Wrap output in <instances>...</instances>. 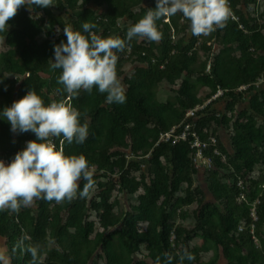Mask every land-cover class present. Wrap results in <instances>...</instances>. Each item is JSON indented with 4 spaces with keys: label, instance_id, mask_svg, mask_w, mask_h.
Masks as SVG:
<instances>
[{
    "label": "trees",
    "instance_id": "trees-1",
    "mask_svg": "<svg viewBox=\"0 0 264 264\" xmlns=\"http://www.w3.org/2000/svg\"><path fill=\"white\" fill-rule=\"evenodd\" d=\"M60 1L70 10L77 11L78 0ZM95 1L99 6H106L105 12L95 16L92 11L84 10L77 15L73 22V30L80 31L87 36L82 28L83 23H95L97 27L93 31L98 35L104 38L118 36L125 39L127 31L118 27L117 16L136 7L140 0ZM150 1L149 9H154L152 6L156 5V0ZM88 2L89 0H84V3ZM243 2L247 9L253 8L255 10L257 7V0H243ZM228 3L233 10V0H228ZM42 10L43 8L33 5L36 17H31L25 6H22L18 9L16 16L9 21V27H12L13 30L0 32V38L5 39L9 48L0 57L1 70L16 77H25L20 82L16 101L23 98L32 88L37 95L42 96L41 99L45 106L49 104V94L55 93L58 95L55 101L65 99L82 113L80 123H88V137L83 144L65 142L64 152L66 156L83 154L90 165L102 169L107 167L106 164L109 162L108 151L114 146L130 147L134 155H137L140 150H144L146 153L143 155L150 154V162L158 169L160 173L158 178L161 179L163 173L166 175V170H164L160 158L163 152H167L171 178L169 185H162L161 181H151L146 196L141 197L139 205L133 207V213L128 212L124 216L119 229L109 232L101 231L93 241L90 239L93 233L92 223L88 221L83 223L77 215L81 214L79 208L80 202L83 200L81 198H76L71 202L65 200L62 203H57L54 200H34L37 201V215L32 219V232L28 231V225L20 214L0 211V237L4 239L7 247L10 264H29L31 260L30 254H21L19 250L15 254L12 253L14 245L22 236L30 237V240L25 241V243L42 244L49 237L55 241L57 248H53L49 252L44 263H42L40 255L39 264H86L87 259L91 257L95 249L100 250L106 264H132L130 258L140 253L142 244L148 245L150 262L143 261L138 264H157L158 259L159 264H168L165 254H171V264H178L179 257L169 243L174 227L169 223V217L165 212L155 219V205L159 197L164 194L162 186H166L175 192L179 184L183 182L191 185V171L194 166L191 157L192 152L187 144L176 146L167 143L156 144L162 133L167 132L173 124L179 123L184 118L186 111L200 104V101L195 95L194 86L188 79L181 81V88L177 91V101L182 108L180 113H176L170 103L162 104L156 101L153 88L161 81H166L173 88L177 86L181 72L186 71L187 74H190L189 67L195 62V55L185 50L174 56L173 63L167 67V63L159 61L158 54L154 53L147 45L136 48L130 44V47L126 48L124 52L117 53L119 57L116 65L117 77L123 76L124 66L133 59L145 64L146 67H139L133 76L124 77L125 103H106L107 94L100 93L96 86H93L91 93L80 90L77 97L68 98L67 94L63 92V85L57 82L62 70L54 69V77L49 83L42 82L38 74L50 66V59H54V47L49 39L55 35V27H51L49 32L44 31L47 21L44 17L37 16ZM233 13L238 16L236 11ZM252 20L255 24L249 26L243 19L237 23L230 17L223 31L216 35V40L220 46L236 44L240 50V55L231 69L224 67L221 55L215 57L208 76L212 79L214 89L210 97L219 88L228 90L224 95L228 110L240 102L246 94L245 92L237 93L234 90L244 84L257 81L264 73V56L257 55V52H264V25L260 27L254 17ZM157 28L162 33L163 54L165 56L170 55L174 49L172 40L175 35L174 24L165 18L163 25L159 26L157 23ZM41 36H44L45 39L39 43L37 39ZM61 41L66 43L64 37L58 44ZM16 48L20 49L19 59L14 57ZM6 87L0 85V92L4 91L5 93ZM250 108L254 114L264 119V91L254 92L251 95ZM211 120L214 121L215 128L223 126L228 129L234 151V160L239 162V165L235 167L237 170L252 171L256 164L264 163V135L261 131H257L254 116L242 113L231 123L225 119L223 113L220 116L212 113L203 120V123ZM18 134L16 153L26 147V141L36 139V136L30 132H18ZM62 138V136L53 138L57 150L60 148ZM219 148L222 150L221 145ZM7 153L0 146V160L9 164L11 162L10 157L13 159L16 153L13 157ZM213 158L215 171L208 178V183L214 199L225 208V214L221 217L222 231H215L209 225L210 216L207 213L210 208L209 205L199 212L197 228L211 236L220 245L227 264H247L245 259L233 252L228 238H239L242 244L250 248L248 258L251 260V264H264V252L255 247V230L254 234L251 233L252 225L255 223H252L250 208L245 203L237 205L235 197L230 196L225 183L218 179L221 170L225 171L228 178L235 180L233 173H230L226 165L228 161L222 162L221 158L215 156ZM237 179L238 177L235 181ZM93 180L96 182L94 177ZM120 182L122 188L131 194L136 192L138 186L141 185L127 175H122ZM84 183L86 181L81 180L79 182L78 193L83 189ZM238 190L239 187L235 182L231 191L236 195ZM252 198L254 197L252 196ZM106 203L107 199L104 198L102 205L92 204L91 208L96 214H99L103 209V204ZM257 208L260 218L264 220L263 200L257 203ZM64 213L67 214L66 219L63 218ZM240 222L249 224L251 222L250 228L247 231L244 228L240 230L242 227L239 225ZM140 223L153 224L154 229L142 231L139 228ZM114 225V221L107 222V227ZM73 229H76V232ZM87 242L92 244V249L82 255V246ZM0 264L2 263L0 262ZM209 264H214V262Z\"/></svg>",
    "mask_w": 264,
    "mask_h": 264
},
{
    "label": "rangeland",
    "instance_id": "rangeland-1",
    "mask_svg": "<svg viewBox=\"0 0 264 264\" xmlns=\"http://www.w3.org/2000/svg\"><path fill=\"white\" fill-rule=\"evenodd\" d=\"M56 5L54 7L43 8L38 15L44 17L47 21L44 27L45 32H49L51 27H55V35L49 39L51 45H56L58 42L66 36L63 33V28L65 25L73 26V22L77 18V15L82 13L84 10L88 9L93 12L95 16H99L105 12L106 6H99L95 0H89L88 3H84V0H78L77 11L70 10L67 6L61 3L60 0H53ZM233 10L238 13L240 20H245L249 26L255 24L254 19L261 27L264 25V0H257V7L255 10L247 9L244 5L243 0H233ZM150 0H140L139 4L132 8L130 11L123 15L117 16V25L121 30H128L130 26L138 22L151 6ZM156 7V5L152 6ZM26 10L30 13L31 17H36L33 11V5H25ZM235 9V10H234ZM253 11V12H251ZM164 19L162 18L157 23L160 25L164 24ZM169 19L175 27V35L172 38L174 49L171 50V54L165 56L163 54V47L161 40L158 42L148 41L145 39H133L131 45L136 48L147 45L158 54V60L167 63V67L173 63L174 56L180 54L181 52L188 50L189 53L195 55V62L189 67L190 74L186 71L181 72V77L178 81L177 86L171 87L166 81H161L157 86L153 88V94L155 100L162 103H170L176 113L182 111L181 105L177 101V91L181 88V81L188 79L189 82L194 86L195 95L198 97L200 104L210 98V94L213 92L212 79L209 78V72L207 71L210 67L212 69V64L214 63L215 57L221 55L224 63V67L232 68L240 55L239 47L236 44L229 46H220L216 40L217 33L223 31V28H217L215 31L210 33L208 36H194L190 30V21L183 17L182 14L177 13L175 16L167 18ZM59 29V31H58ZM13 30L9 27L8 31ZM45 37L41 36L37 40L38 42L44 41ZM67 42V39H66ZM9 48L6 45L5 39L0 38V57L3 53H6ZM257 55L264 56V52H257ZM14 57L16 59L20 58V49L16 48L14 50ZM54 61V59H52ZM139 67H146L145 64L137 62L133 59L127 65L124 66L122 72L123 76L118 78L125 91L126 86L123 83L124 77H131L135 74V70ZM42 79V82L49 83V81L54 77V69L50 66L45 70L38 73ZM25 77H16L15 75H10L3 72L0 68V80L2 83L0 85H5L6 92H0V112H3L5 107H10L11 104L16 101V96L19 90L20 82L23 81ZM264 91V84L257 91H248L244 94L243 99L236 103L234 107L230 110L227 109V101L223 100L220 103L215 104V108L222 111L223 116L228 122H234L238 116L242 113H247L248 115L254 116L255 125L257 131H261L264 135V119L252 112L250 108V98L254 92ZM44 93V92H43ZM42 98V96H40ZM58 97L55 93L49 94V103L56 100ZM177 124V123H175ZM173 124V125H175ZM205 127L212 130L215 135H217L219 145H221V152L226 156L227 167L230 173H233L234 178L241 177L243 180L244 190L239 189L237 194L231 191L233 184L236 182L228 178L225 171H219L218 179L225 183L227 190L231 197H235V202L237 205H242L245 203L248 208H250V215L252 210L255 211L252 219L255 225H252L251 230H255V237L258 242H255V247L259 248L264 252V220L260 218L258 214L257 203L260 200L264 201V163H258L254 166L252 171H247L245 169L237 170L235 167L239 165L234 160V151L231 145L230 134L228 129L225 127L215 128L216 125L214 121H206L203 123ZM32 134V132H30ZM35 136V134L33 133ZM19 134L13 133L11 131V125L9 122L0 117V146L3 147L10 156H14L16 153V145L18 143ZM130 143V142H129ZM146 153L144 150H140L137 155L131 152V148H121L114 146L108 151L107 157L109 162L106 164V168L99 169L95 166V172L93 177L96 179L95 186L91 189L89 196L83 198L80 202L79 208L81 214H77L78 218L84 223L88 221L93 225V233L90 239L93 241L98 233L101 231H116L119 229L124 216L128 212L133 213V207H136L140 203V198L145 197L148 188L151 186V181H161L162 185H169L171 178V167L169 165V154L163 152L161 154L160 161L163 163L164 170H166V175L163 173L161 179L158 178L159 172L156 167L151 164L150 154L143 155ZM12 161V158L10 157ZM215 162L214 158L212 159ZM11 163V162H10ZM194 165V164H193ZM215 165V163H214ZM233 170V172H232ZM214 169L207 168H196L194 165L191 171V185L188 183L179 184L177 190L172 192L166 186H162L163 196H160L155 205V219L158 218L163 212H165L169 217V223L173 225L174 230L169 238V243L171 248L177 253L179 257L178 264H209L214 262V264H227L223 257L222 249L220 245L209 235L197 228V216L199 212L210 206L207 211L210 216L209 225L215 231H222L221 217L225 214V208L222 204L217 202L212 193L210 192L208 178L213 175ZM228 172V171H226ZM122 175H127L128 177L134 179L141 185L134 193H129L126 189H123L120 182V177ZM168 175V176H167ZM80 182V181H79ZM78 182V184H79ZM241 192L244 193V198L239 195ZM252 196L254 198H252ZM107 199V203L103 204V209L99 214H96L91 206L102 205L103 199ZM253 199V200H252ZM37 201L29 207L22 208L18 214H20L26 221L28 225V231L33 230V221L37 215ZM63 218H67V214H63ZM108 221H114L115 225L113 227H107ZM259 224V227H258ZM242 228L246 231L250 228V224L245 222L241 223ZM140 230L148 231L153 230L154 225L150 223H140ZM76 232V229H73ZM49 236V230H48ZM228 242L231 245L233 252L246 260L247 264H251V260L248 258L250 248L239 241V238H228ZM41 245V259L42 263L49 252L53 248H57L55 241L49 237L45 243ZM92 249V244L89 242L84 243L82 246V255L88 250ZM148 245L142 244L140 246V253L133 255L130 260L132 264H138L141 262H150L148 259ZM185 252L190 253L194 259L188 260L185 258L183 261L180 260V256ZM193 252V253H191ZM0 253H3L6 257L8 256L7 247L5 246L4 239L0 237ZM86 259V258H84ZM3 264V262H1ZM10 264V260L8 261ZM86 264H106V261L101 254L99 249H95L93 254L89 259H87Z\"/></svg>",
    "mask_w": 264,
    "mask_h": 264
},
{
    "label": "clouds",
    "instance_id": "clouds-1",
    "mask_svg": "<svg viewBox=\"0 0 264 264\" xmlns=\"http://www.w3.org/2000/svg\"><path fill=\"white\" fill-rule=\"evenodd\" d=\"M25 5L56 6L53 0H0V32H8L9 21ZM177 13L190 21L191 33L197 37L208 36L217 28H224L232 16L228 0H156V7L148 9L138 22L128 28L125 39L98 35L93 31L97 27L95 23H83L87 36L74 31L71 25H65L63 33L67 42L54 45V61L49 60L52 69L62 70L57 82L63 85V92L68 98H74L80 90L91 93L96 86L100 93L107 94L106 103H125V89L116 71L117 53L130 47L133 39L160 41L162 33L157 28V21ZM81 115L65 99L53 100L45 106L32 88L23 98L0 112V117L10 123L13 133L32 132L36 136L35 140L26 142V147L15 154L11 163L6 165L0 160V211L18 214L22 208L31 206L34 200L62 203L89 196L95 186V165H90L83 154L66 156L64 152L65 142L83 144L88 137L89 125L80 123ZM61 136L57 150L51 138ZM81 180L86 183L78 193ZM28 240L30 237L22 236L12 253L19 250L21 254H30L29 264H39L41 245L25 243ZM165 255L171 264V254ZM185 258L194 259L188 252L180 256L181 261ZM9 259L0 253V262L8 264Z\"/></svg>",
    "mask_w": 264,
    "mask_h": 264
},
{
    "label": "built area",
    "instance_id": "built-area-1",
    "mask_svg": "<svg viewBox=\"0 0 264 264\" xmlns=\"http://www.w3.org/2000/svg\"><path fill=\"white\" fill-rule=\"evenodd\" d=\"M231 19L237 23L240 22L239 16L235 15L233 11ZM241 28L243 27L241 26ZM207 71L209 73L211 72L210 67ZM263 84L264 73L258 78L257 81L250 84H244L235 89L234 92L247 93L249 90L257 91ZM226 92H228V90L219 88L214 95H212L202 104H198L194 108L187 110L184 118L179 123L173 125L167 132H164L160 135L156 145L160 143H167L172 146L187 144L192 152V162L196 168L199 169H214L215 165L212 160L214 156L221 158L222 162H226V156L219 148L217 135H215L212 130L205 127V125H203V120L206 119L208 115L215 113L217 116H220L222 114V111L215 108V104L225 100L224 95ZM51 139L53 140V138ZM4 162L6 165L8 164L6 161ZM236 184L237 187L241 189V191L245 189L241 177L237 179ZM241 197H245L243 192H241ZM253 215H255L254 210L251 212L252 217ZM240 230H243V228L240 227ZM251 233L254 234V231L251 230ZM254 240L255 242H258L255 237Z\"/></svg>",
    "mask_w": 264,
    "mask_h": 264
}]
</instances>
